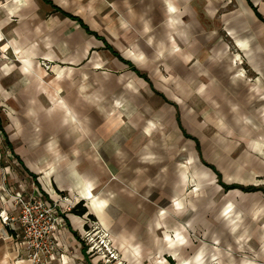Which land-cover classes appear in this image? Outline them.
I'll return each instance as SVG.
<instances>
[{"label":"crops","instance_id":"1","mask_svg":"<svg viewBox=\"0 0 264 264\" xmlns=\"http://www.w3.org/2000/svg\"><path fill=\"white\" fill-rule=\"evenodd\" d=\"M209 2L0 0V136L18 166L0 153V210L2 181L85 209L63 214L52 264H102L89 222L113 264H264V24L247 0L202 27L185 5ZM0 264H30L1 222Z\"/></svg>","mask_w":264,"mask_h":264},{"label":"built area","instance_id":"2","mask_svg":"<svg viewBox=\"0 0 264 264\" xmlns=\"http://www.w3.org/2000/svg\"><path fill=\"white\" fill-rule=\"evenodd\" d=\"M1 191V198L11 205L8 213L0 210L2 227L15 232V237L20 239L21 254L30 264H52L51 260L59 250L56 234L63 225L62 216L73 208L69 197L59 195L51 200L33 191H13L3 181ZM109 241L106 235L96 239V255L106 252L111 260H115L116 254ZM91 242V238L86 239L88 251L92 249Z\"/></svg>","mask_w":264,"mask_h":264},{"label":"rangeland","instance_id":"3","mask_svg":"<svg viewBox=\"0 0 264 264\" xmlns=\"http://www.w3.org/2000/svg\"><path fill=\"white\" fill-rule=\"evenodd\" d=\"M210 1L211 2H209L208 4L198 3L193 5L192 4L185 5L190 15L193 11L194 15H196L197 13V15L201 16V23L203 24L202 27L205 28H211L214 26V23H216L215 25L216 28L219 27L220 29L223 30L225 26L223 24L222 19L225 15H241V13L243 12L242 8L244 9V12H246V14L248 13V11L245 10L247 6L246 5L247 0H210ZM248 1L250 5L253 6V10H254L252 14L250 13L249 17H251L259 25H261V23L264 24V0H248ZM205 15H213V17L207 19L204 17ZM225 35L226 34H224V38ZM224 43L228 45L232 53L234 54L238 53L234 46V42L232 40L224 39ZM260 44H264V39H261ZM248 70L250 71V69ZM3 143L4 142L1 140V136H0V153L2 154L1 162L2 164L10 166L11 170L16 172V168L18 170V166L16 165V163L12 164V159L9 158L8 155H4V152H7V150L5 149ZM105 235L109 237V234L100 227H98L96 223L89 222V227L82 234V240H83L82 242L88 253L87 257L93 259L96 256H101L102 264H113L112 260L110 259V257L106 252L103 255H96L97 246L95 241L96 239H99ZM85 238L86 239L91 238L93 240V242H91L90 244V246H92V249L90 251H88L89 245L86 243ZM115 259H117V255L115 256Z\"/></svg>","mask_w":264,"mask_h":264},{"label":"trees","instance_id":"4","mask_svg":"<svg viewBox=\"0 0 264 264\" xmlns=\"http://www.w3.org/2000/svg\"><path fill=\"white\" fill-rule=\"evenodd\" d=\"M0 132H2V131H1V128H0ZM3 136H4V135H3ZM4 141H5V144L8 145L5 137H4ZM70 213H72V214H74V215H77V216H83V215L85 214V209L82 208L81 203H79V204H77L76 206H74V207L71 209Z\"/></svg>","mask_w":264,"mask_h":264}]
</instances>
